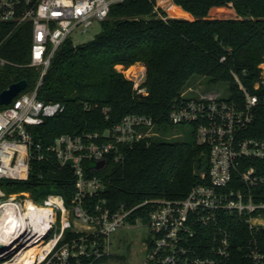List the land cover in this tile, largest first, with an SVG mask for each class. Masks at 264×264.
Segmentation results:
<instances>
[{"label": "built area", "instance_id": "obj_1", "mask_svg": "<svg viewBox=\"0 0 264 264\" xmlns=\"http://www.w3.org/2000/svg\"><path fill=\"white\" fill-rule=\"evenodd\" d=\"M123 1L0 0V22H31L30 65L39 69L35 83L0 109V181L26 180L33 160H54L75 176L70 202L55 191L41 202L28 191L0 201V215L10 214L0 227V264H92L111 254L112 234L146 204V264H264V58L251 87L231 71L237 93H199L171 109L170 124L188 125L207 151L206 171L181 199L112 210L99 176L86 175L88 165L122 162L128 149L160 136L148 115L126 114L102 132L62 133L47 144L34 138L33 127L64 110L38 98L55 51ZM145 72L141 63L126 75L137 93L146 94Z\"/></svg>", "mask_w": 264, "mask_h": 264}, {"label": "trees", "instance_id": "obj_2", "mask_svg": "<svg viewBox=\"0 0 264 264\" xmlns=\"http://www.w3.org/2000/svg\"><path fill=\"white\" fill-rule=\"evenodd\" d=\"M31 42L29 20L0 22V56L5 60L0 64V91L20 79L27 81L24 90L35 83L39 69L30 65ZM262 58L264 0L115 3L91 40L73 45L68 37L55 51L38 98L60 102L64 110L33 127L34 138L47 144L62 133L102 132L126 114L148 115L160 136L128 149L122 162L107 159L100 168L88 165L86 175L99 176L112 210L144 200L181 199L206 171L207 151L195 142L193 133L189 140L166 138L173 127L171 109L184 99L182 93L196 77L226 81L237 93L234 71L251 87ZM136 63L146 69L142 82L146 94L135 92L133 80L116 68ZM47 185L70 202L75 176L54 160H33L26 180H8L5 187L10 193L28 191L41 202L40 190ZM151 207L135 208L127 221L146 220Z\"/></svg>", "mask_w": 264, "mask_h": 264}, {"label": "rangeland", "instance_id": "obj_3", "mask_svg": "<svg viewBox=\"0 0 264 264\" xmlns=\"http://www.w3.org/2000/svg\"><path fill=\"white\" fill-rule=\"evenodd\" d=\"M99 30V22H94L86 32L78 29L71 34L70 39L72 44L79 45L91 40ZM140 65L141 63L130 65L123 68V72L125 75L131 76ZM116 67L118 69L122 68L121 65H117ZM204 92H211L213 94L218 93L221 97H227L229 93V84L226 81L212 83L207 76H200L192 80L191 85L184 90L182 95L185 97H196L199 93ZM166 133L168 134V136H166L168 140H189L191 136L189 126L186 124L174 125L172 128L168 129ZM6 183L7 180L0 181V201L7 199L8 196L12 194L6 190ZM54 191V187L47 185L42 187L40 195L44 198L48 193ZM27 193L32 197L30 192ZM146 237L147 227L145 220L136 218L134 222L127 221L125 226L119 228L112 234L111 255L102 258L98 264H146L144 260L146 250V243L144 241Z\"/></svg>", "mask_w": 264, "mask_h": 264}, {"label": "water", "instance_id": "obj_4", "mask_svg": "<svg viewBox=\"0 0 264 264\" xmlns=\"http://www.w3.org/2000/svg\"><path fill=\"white\" fill-rule=\"evenodd\" d=\"M27 86L26 79H20L11 82L6 88L0 91V105H8L12 99L22 92ZM104 164V160H99L96 163V167L100 168Z\"/></svg>", "mask_w": 264, "mask_h": 264}, {"label": "bare ground", "instance_id": "obj_5", "mask_svg": "<svg viewBox=\"0 0 264 264\" xmlns=\"http://www.w3.org/2000/svg\"><path fill=\"white\" fill-rule=\"evenodd\" d=\"M9 213H6L5 215H0V227H3L5 223H3V219L5 220L4 216L5 217H9ZM7 264V263H6Z\"/></svg>", "mask_w": 264, "mask_h": 264}]
</instances>
